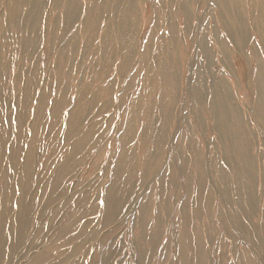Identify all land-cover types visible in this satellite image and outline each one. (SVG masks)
<instances>
[{
    "label": "rangeland",
    "instance_id": "obj_1",
    "mask_svg": "<svg viewBox=\"0 0 264 264\" xmlns=\"http://www.w3.org/2000/svg\"><path fill=\"white\" fill-rule=\"evenodd\" d=\"M66 1L68 2V0H0V33L10 36L9 33L14 32L13 41L18 43L17 29L22 30L21 22L32 20L29 29L31 31L25 34L27 39H34L37 44L35 47L32 44L21 46L23 52L35 56L32 59L30 56L21 62L19 54L12 53L13 60L7 65L9 69L12 67L10 77L15 75L16 66L17 69L21 64L23 69L31 67L35 60H38L40 66L45 69L41 72V85L34 95L32 93L23 95L20 92L19 89L21 91L25 89L23 81L20 86L17 85L19 88L16 86L10 88L2 95L9 94L13 100L8 117L10 123L13 125L17 123L19 126L13 129L9 127V123H5L6 127L0 126V133L2 130L5 132L4 143H7V146H2L4 149L0 152V214L3 218L5 210L15 211L19 201L25 199L21 187L25 185L22 183L27 179V182L31 183L30 189L24 190L29 192L28 198L33 203H41L34 205L29 213L32 220L29 221L27 231L19 232L13 223L8 224V221H11L9 216L6 221L4 218L3 221L0 220V259H4L2 264H238L240 253H243L244 247L250 241L244 239L238 229L233 228L231 222L233 220L230 219L232 208L226 203L212 179L213 164L219 161L215 154L214 136L219 132L216 126H213L210 109L203 108L205 122L203 126L199 121L202 107L197 101L186 108L177 105L172 108L177 112L176 121L174 120L173 126L165 136V144L158 152L145 154L139 150L138 154L130 156L129 159L121 156L123 148L124 151L132 149L131 152H136L138 149L133 146L141 144L138 140V130L126 139L119 136L124 131L120 123L123 128L127 124L125 122L127 116L124 118L125 109L129 104L138 101V94L141 91V95L150 92L145 86L146 72L141 65L144 56L143 45L147 43L145 32L151 31L154 27L162 31L165 27L164 20L150 16L153 14L151 10L156 12L157 9L164 15L165 12H171L172 8L175 15L182 16L177 9L179 0H171L166 5V0H149L148 5L154 8L150 11L142 9L140 31L133 34L137 38L139 54L135 53V60H126L124 55L126 52L119 50L116 52V63L110 67L101 66V70L106 72L101 88L105 85L109 88L107 86L106 92L103 90V95L99 93L97 96L99 98L95 99V103L89 108L83 105L85 109L88 108L87 112L81 110L83 106L76 108L74 101L79 92L83 93L85 90L86 72L91 58H88L89 45L86 48V57L84 52L89 41L73 49V61L65 66L64 71L56 70L54 79H61V76H58L61 74L64 77L61 83L47 79L52 75L50 72H53V66L62 55L63 48L70 42L69 39L83 30L79 22L86 19V10H83L69 26L64 27ZM95 2L102 7L109 3L108 0ZM190 4L188 6L192 11L190 17L192 38L188 43L178 38L179 44H183L184 53L188 52L189 64L186 78L184 79L182 75L178 79L179 83H182V90L177 94V100L185 98L189 100L194 95L197 74L209 85H206L207 87H213L219 77L231 79L239 85L240 101L249 122L259 124L261 127L258 131L259 147L264 154V128L254 106L255 86L259 76L256 73L257 58L256 56L253 58L254 54L251 53L253 37L244 45L247 48L242 52L240 47L226 37L222 29L213 26L211 16L216 12L214 0H190ZM34 8L36 10L33 14ZM120 14L122 15V12ZM52 18L58 23L54 28L55 22L51 23ZM147 19H150L154 26L148 27ZM12 24L14 28L11 30L9 26ZM48 28L51 31H48ZM175 29L178 34L183 32L180 26H176ZM161 31L159 34H162ZM21 32L19 31L20 36ZM86 34L84 32L82 35ZM129 34L130 31L127 35L130 36ZM91 39L88 36L86 40ZM202 39L207 42V55L203 50ZM150 54L153 59L158 58L159 52L155 44ZM244 56L250 57L248 63H245ZM124 61L131 65L122 64ZM124 65L126 67L121 68ZM33 68L36 71L34 66ZM24 70L27 75L33 76ZM154 76L160 78L157 71ZM23 80L25 82V79ZM40 91L47 92L51 103L60 102V92L66 91L67 96L64 99L67 98L68 101L58 110L55 126L49 115L55 112V109L52 108L51 112L48 110L50 106L46 109L44 117L46 125L36 134L33 118L27 116L22 119L17 115L21 112L22 100L27 96L33 97L35 105ZM93 92L88 95L86 92L89 99L92 98ZM167 97V92H157L154 98L155 100L165 98V101L158 102L165 105ZM139 101L143 102V99L139 98ZM192 101L195 102V99L192 98ZM148 107L153 106L139 104V116L143 124L147 122L144 112ZM33 109L34 106L31 107L30 113H33ZM73 109H80L85 114L78 117L76 132L66 136L65 124ZM193 112L199 113L194 119L193 128L197 140L204 148L209 183V188L204 192L199 190V195L195 194L196 199L194 177L204 157L191 152V158L188 159L189 173L185 175L180 155L173 160L169 158L171 151H168L177 143L173 142L176 141L179 132H183L178 118L183 115L188 120ZM238 120L239 123L243 122L241 118ZM183 128H187V124H184ZM106 133L107 136L101 139L100 137ZM121 139L125 140L122 148ZM80 142L84 143L83 146ZM36 150L39 154L44 153L40 156L39 162L35 160L33 154ZM27 165L33 169L26 170ZM61 168L63 173L57 181L56 175ZM221 168L227 170L225 165H221ZM177 169L180 171L178 174ZM259 169L264 174V161L260 163ZM50 184L56 188L54 192ZM208 193H212L213 196L210 194V200ZM214 195L217 196V201ZM260 196L264 204V192ZM114 199L118 203V209L102 219V215L107 212L103 213L102 207L104 205L106 207ZM9 225L13 229L11 232ZM241 225L245 232L254 233L255 228H251L247 220L241 221ZM255 238L253 236L251 239ZM235 252L237 255L233 256ZM40 253L41 259L32 261L34 259L32 257Z\"/></svg>",
    "mask_w": 264,
    "mask_h": 264
},
{
    "label": "bare ground",
    "instance_id": "obj_2",
    "mask_svg": "<svg viewBox=\"0 0 264 264\" xmlns=\"http://www.w3.org/2000/svg\"><path fill=\"white\" fill-rule=\"evenodd\" d=\"M95 1L96 0H80V2H76L75 0L66 1L65 5H67V10L65 11L66 17L64 19V27L69 26L74 18L78 17L80 12L83 10H86V19L84 22H79L81 26H83V30L72 35L69 39L70 42L63 48L62 55L58 57L59 60L55 66H53V72H50L52 75L49 74L50 76L47 78L54 82V80H56L54 79L56 76V70L64 71L65 66L69 65L73 61V49L76 46H80L81 44L86 43V41H89L88 44L86 43L87 45L84 52V56L86 57L87 50H89L90 53L88 58L91 57L89 59L90 66L86 72L87 82L85 83L86 85L83 93L79 92L75 98L76 104L74 101V105L76 108L83 105L89 108V106L94 104L99 98L97 97L99 96V93H102L103 95V90H105V92L108 90V85L101 88L102 79L106 76V72L105 70H101V66L110 67L113 63H116L117 51L124 50L126 52L124 54L126 60H135L134 56L139 54V52L137 50V38L133 34H137L140 31V15L142 9L150 11L154 8V6L148 5L149 0H108L109 3H106L105 7L97 5ZM169 2H171V0H166L165 5ZM188 4L191 5L190 0H179L177 9L179 10L178 12L182 13V16L175 15V13L172 12V8L171 12H165L164 15H162L163 12H158L157 9L156 12L151 10L153 14H150V16H155L157 19L160 18L164 20L163 25L165 27L162 31L154 27L151 31L145 32L147 43L143 45L144 56L141 60V65L146 72L144 83L150 92L147 95H141V91L140 94H138V101L133 104H129V107L125 109L124 118L127 116V121L125 120L127 124L124 125V128L122 123H120L122 120L119 122L124 130L119 138H129V136H132L136 130H138V140L141 141V144L133 146V148L138 149L136 152H131L130 150L132 149L124 151L123 148L121 156H126V158L129 159L130 156L134 157L138 154L139 150L145 154L158 152L159 148L165 144V136H167L170 128L174 124L177 112H175L172 108L177 107V105H179L180 108H186L195 104L197 101L202 107L199 121L203 126L205 125L203 119V108L206 107L207 110L210 109L211 115H213V126L215 125L219 132L218 135L214 136L215 154L219 161L213 164V173H211L212 179L215 182L216 187L221 191L226 203L232 208L230 219L233 220L231 221L233 228L238 229L244 239H247L248 242L250 241L246 247H244L245 250L243 253H240V256L238 257V259L240 258L238 264H264V204H262L263 200L260 196V194L264 192V174L259 169L260 163L264 161V154L260 151V138L258 135L259 128L261 127L259 124H255L253 122L250 123L249 118L246 117L245 109L243 108V104L241 103L239 97L240 94L238 93L239 85H236L229 78L219 77L218 80L216 79L217 81L213 87H207L206 85L208 84L199 77V74H197L195 76L194 95H192L189 100H187V98L177 100V94H179L182 90V83H179L178 79L182 75L184 76V79L186 78V69L189 64L187 58L188 52L186 51V54L184 53L183 44H179L178 38L184 39V42L188 43L193 35L192 26L190 25L192 11ZM214 5L216 12L211 16L213 26L215 28L222 29L226 37L236 46L240 47L242 52L247 48L244 45H246V43L248 44L250 42V38L253 37L254 44L252 46L251 53L254 54L253 58H255V56L257 58L256 73L257 76H259L255 86L254 106L258 110L259 120L261 126L264 128V0H214ZM36 8L32 11L33 14L35 13ZM247 9H249V11H247ZM165 10L168 11L167 9ZM121 12L122 15L120 14ZM56 19L58 20L59 18ZM181 20H183V22H181ZM31 21L32 20H26L21 22L22 30H19V28L17 29V35L19 36L18 43L13 41L14 32L12 34L9 33L10 36H7L6 33H0V126L5 125V123H9V127L12 129L18 125L17 123H15V125L10 123V119L8 117V110L13 100L9 94L2 96L3 93L8 92L10 88H14L15 86L19 88L18 86H20V83L23 81L25 89L22 91L19 89L20 92L23 95L26 93H32V95H34L35 92H38V88L41 85V72L42 70H45L40 66L38 60H35V64L33 65L36 68V71L33 66L24 68L33 76H30L29 74L27 75V72H24L25 70L23 69L22 64L21 66L18 65L19 69H17L16 66L17 71L13 77H10L12 67L10 69L7 68L9 61L13 60L12 53L14 55L18 53L21 62L25 61V59L30 56L31 59L35 57L34 55L32 57V54H27L21 50V46L23 45L32 44L33 47L37 45L35 43L36 40L27 39L28 37H26L25 34L27 31H31L29 30L31 29ZM53 21L55 22L53 23L54 28L58 25V23L54 20V18H52L51 23ZM33 24L36 27L35 23ZM147 24L148 27L149 25L154 26L150 19H147ZM176 26L182 27L183 32L178 34L175 29ZM9 27L12 30L14 28V24ZM39 27H41V25ZM47 30L51 31L49 28ZM19 31H22L21 36ZM129 31L130 36L127 35ZM160 31L162 34H159ZM84 32L87 33L86 36L82 35ZM88 36L92 39L86 40ZM202 42L203 50L207 55V42L205 39H202ZM154 44L157 46L159 52L157 59H153L150 54L151 48ZM88 45L90 47L86 50ZM67 50L68 52L66 53ZM243 58L245 63H248L250 60V57L247 56H244ZM20 61L18 63H20ZM122 64H127V66L131 65L126 61L122 62ZM122 67H126V65L121 66V68ZM155 71L158 72L160 78H156L154 76ZM24 75L25 77H23ZM58 76H61V79L56 81L61 83L64 80V77L61 74H58ZM45 78L46 77H44V81H46ZM23 79H25V82ZM171 80L173 82H171ZM86 92L87 95L88 93L93 92L94 94L92 98L89 99ZM157 92H167L168 97L166 98L165 105L158 103L165 101V98L155 100L154 97ZM46 93L47 92L41 93L40 91L35 105L33 104V97H25L22 100L21 112L17 115L22 119H25L27 116L31 119L33 118L32 122L36 127V134L41 132L42 127L46 125L44 121V117H46V109H48L49 106L50 109L48 110L50 112L52 108L55 109V112H51L52 117L51 113H49L53 126H55L58 110H60L68 101L66 100L67 98L64 99V97L67 96L66 91L60 92V102L56 103H51V100L47 97ZM107 94L109 96L111 95L110 92H107ZM139 98H142L143 102H140ZM192 98L195 99V102L192 101ZM139 104L144 106H153L152 108L148 107V109L144 112L147 117V122L145 124L141 122V118L139 116ZM33 106V113H30L31 107ZM88 108L85 109L84 107L81 110H85V112H87ZM81 110L73 109L71 112L69 120H67V124H65L66 136H68L71 132H73V134L76 132L75 130L77 128L75 126H78L79 124L78 117L85 114L82 113ZM197 116H199V113L193 112L188 120H186L183 115L178 118L181 122V129L183 132H179L176 141L173 142H177L174 147L168 149V151H171L169 153V158L171 157L175 160V158L178 157V154L180 155L182 167L186 173L185 175L189 173L188 159L191 158V152L198 154L199 157H204L202 159L203 162H200V167H198L197 175L194 177V195L197 194L199 190H203L204 192L206 188H209L204 148L197 140L193 128V123L195 122L194 119ZM238 118H241L243 122L239 123ZM184 124H187V128L185 129L183 128ZM40 127L41 130H39ZM4 136L5 132L2 130V133H0V152L4 149L2 146H7V143H4L6 141ZM106 136L107 133L103 134L100 138L102 139V137ZM15 138L18 142L17 136ZM124 142L125 140L121 139V148L124 146ZM83 144V142H80L81 146H83ZM37 152V150L33 151V154L35 156V160L39 162L40 156L44 153L39 154ZM168 165L170 166V164ZM221 165H225L227 170L221 168ZM62 168L56 175L57 181L63 173ZM31 169L33 168L29 165L26 166V170ZM178 173H180L179 169H177V174ZM27 181H23L22 184L25 185H22L21 187L23 189L22 193L25 196V199L19 201L15 211L8 210V212L5 210L3 213L5 221L9 216L11 221H8V224L13 223L19 232H23V230L27 231L29 221L32 220L29 213H31L34 205H37V203H39V205L41 204L40 202L33 203V201L31 202L28 198L29 192L24 190L30 189L29 187L31 183ZM49 186L52 192H54V189L56 188H53V184H50ZM210 194L211 197H213L212 193H208L209 200L211 198ZM214 197L215 201H217V196L214 195ZM194 198H197L196 195ZM115 203L116 201L114 199V201L107 204L106 207L105 205L102 207L103 213L104 211H107L106 214L102 215V219L103 217L107 218L113 211L115 213V210L118 209V203ZM6 212L8 213L6 214ZM3 218L0 214L1 221H3ZM244 220L249 222L251 228H255L253 231L254 233L251 231H249V233L245 232L246 230L241 225V221ZM9 228V231L11 232L13 229H11V226ZM260 234H262V236ZM253 236L256 237L254 239L255 241L251 239ZM235 255H237L236 252L233 256ZM41 256V253L37 254L32 257L34 258L32 261L37 258L40 260ZM3 260L4 259H0V264H2Z\"/></svg>",
    "mask_w": 264,
    "mask_h": 264
}]
</instances>
